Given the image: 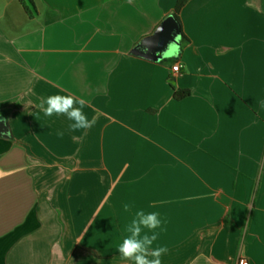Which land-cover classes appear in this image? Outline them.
Instances as JSON below:
<instances>
[{"label": "crops", "instance_id": "1", "mask_svg": "<svg viewBox=\"0 0 264 264\" xmlns=\"http://www.w3.org/2000/svg\"><path fill=\"white\" fill-rule=\"evenodd\" d=\"M32 1L0 0V264H129L139 209L162 264H264V0L187 2L172 65L130 51L177 0ZM57 94L93 126L45 116Z\"/></svg>", "mask_w": 264, "mask_h": 264}, {"label": "clouds", "instance_id": "2", "mask_svg": "<svg viewBox=\"0 0 264 264\" xmlns=\"http://www.w3.org/2000/svg\"><path fill=\"white\" fill-rule=\"evenodd\" d=\"M180 37L175 38L176 48L179 51ZM87 101L73 95H51L43 99L39 107L45 116L63 115L72 123L69 129L72 131L87 130L93 126L94 120H90L83 109ZM132 205L125 203L123 210L128 213ZM162 221L157 212H145L143 209L135 211L130 222L125 226L118 251L122 260L129 264H162L161 257L168 252L167 246H155L159 233L156 229L161 228ZM148 231L145 232L144 230ZM149 232L151 235H149ZM143 233V234H142Z\"/></svg>", "mask_w": 264, "mask_h": 264}, {"label": "water", "instance_id": "3", "mask_svg": "<svg viewBox=\"0 0 264 264\" xmlns=\"http://www.w3.org/2000/svg\"><path fill=\"white\" fill-rule=\"evenodd\" d=\"M181 38L179 24L172 15H168L156 27L153 33L144 37L130 51V55L148 62L160 63L168 59H176L180 53L176 48L175 38ZM0 137L8 138V130L4 119L0 116Z\"/></svg>", "mask_w": 264, "mask_h": 264}, {"label": "trees", "instance_id": "4", "mask_svg": "<svg viewBox=\"0 0 264 264\" xmlns=\"http://www.w3.org/2000/svg\"><path fill=\"white\" fill-rule=\"evenodd\" d=\"M189 1L190 0H177L174 11L171 14L174 17V19L177 21V23L179 24L180 31H181L180 53H181L182 49L184 48V46L188 43V40L182 32L179 14H180V11L183 8V6ZM20 2H21L23 8L25 9V11L27 12V14L29 16H32V14H34L36 12L32 0H20ZM174 62H175L174 59H168L167 63L172 65ZM173 90H174L173 98L177 101H181V100L189 97V95H190V93L186 90L175 89L174 87H173Z\"/></svg>", "mask_w": 264, "mask_h": 264}, {"label": "built area", "instance_id": "5", "mask_svg": "<svg viewBox=\"0 0 264 264\" xmlns=\"http://www.w3.org/2000/svg\"><path fill=\"white\" fill-rule=\"evenodd\" d=\"M179 68H180L179 64L173 65L172 68H171L172 73H174V74L178 73L179 72ZM238 264H248V262L246 260H240L238 262Z\"/></svg>", "mask_w": 264, "mask_h": 264}]
</instances>
